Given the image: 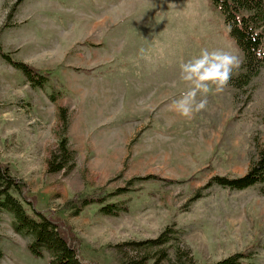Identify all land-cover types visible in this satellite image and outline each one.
<instances>
[{"label": "rangeland", "instance_id": "1", "mask_svg": "<svg viewBox=\"0 0 264 264\" xmlns=\"http://www.w3.org/2000/svg\"><path fill=\"white\" fill-rule=\"evenodd\" d=\"M0 47L50 78L33 86L0 55V163L28 184L39 210L70 224L83 259L211 264L243 253L264 264V187L202 191L214 176H244L264 147V68L243 84L244 53L213 0H0ZM203 48L242 63L185 119L169 108L186 88L179 64ZM64 134L76 160L49 174ZM81 192L119 194L109 203L127 201L129 211L62 209ZM13 221L0 213V264H49ZM168 228L170 242L142 244Z\"/></svg>", "mask_w": 264, "mask_h": 264}, {"label": "trees", "instance_id": "2", "mask_svg": "<svg viewBox=\"0 0 264 264\" xmlns=\"http://www.w3.org/2000/svg\"><path fill=\"white\" fill-rule=\"evenodd\" d=\"M213 1L222 8L226 21L231 27V34L244 53L245 61L242 67L246 69V73L242 79L243 84L247 85L264 68V56L257 57L256 55V50L264 51V0ZM254 34H256L255 40L252 39ZM0 55L20 71L31 85L40 88L48 85L50 79L48 74L42 73L28 63L13 59L1 47ZM85 72L89 73V70ZM49 97L53 102L58 100L56 94H50ZM76 156V151L71 149L69 139L64 134L48 161V173L55 174L71 169ZM70 163L71 166H69ZM215 186L235 191H244L255 186L264 187V147L244 176L232 179L214 176L202 191ZM28 194V184L23 179L15 177L9 165L0 163V213L7 212L13 216V228L17 234L32 238V242L28 245L29 252L38 259L49 254L51 257L49 264H99L81 257L79 239L69 223L53 213L39 210L37 200L30 198ZM117 195L119 194L106 192L77 193L65 202L62 209L69 211L73 216H79L85 208L97 205L100 206V212L103 214L117 217L129 211L127 201L109 203V199ZM201 197L202 192H199L197 198ZM173 231L168 228L159 239L149 240L142 244L149 248L164 245L173 239L171 236L175 233ZM252 258V255L236 253L211 264H254L251 262ZM175 264L188 263L178 258Z\"/></svg>", "mask_w": 264, "mask_h": 264}, {"label": "clouds", "instance_id": "3", "mask_svg": "<svg viewBox=\"0 0 264 264\" xmlns=\"http://www.w3.org/2000/svg\"><path fill=\"white\" fill-rule=\"evenodd\" d=\"M174 8L175 5L169 4ZM255 35L252 39L255 40ZM142 59L150 60V52L139 49ZM257 57L264 56V51L256 50ZM242 60L239 55L223 49L203 48L199 54L181 61L179 80L186 85L177 98L169 105L171 111L185 119H192L197 113L205 110L208 95L211 92L221 93L231 79L235 70L240 68Z\"/></svg>", "mask_w": 264, "mask_h": 264}]
</instances>
